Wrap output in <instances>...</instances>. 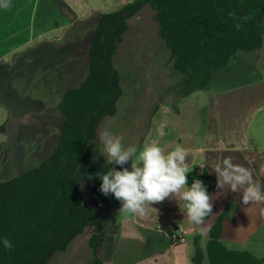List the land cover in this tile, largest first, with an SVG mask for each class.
I'll list each match as a JSON object with an SVG mask.
<instances>
[{
  "label": "crops",
  "instance_id": "obj_1",
  "mask_svg": "<svg viewBox=\"0 0 264 264\" xmlns=\"http://www.w3.org/2000/svg\"><path fill=\"white\" fill-rule=\"evenodd\" d=\"M129 1L131 0H38L31 8L29 0H6L8 6H0V18L8 14L14 21H18L15 32L29 30L28 26L23 29L25 25H21L28 15L38 13L40 20L38 28L31 31V35L26 36L13 49H20L22 53L7 70L17 67V59L28 52L25 47H31L32 51L41 48L55 54L52 62L57 65L51 66L52 76L55 70L61 69L60 64L65 65L66 62L67 67L63 65L62 71L67 68L72 73L68 76L71 80L75 77L73 64L76 63V55L75 51H70V46L74 47L80 41V36L76 35V31H69L75 30L81 23L91 26L87 37L90 60L91 32L94 34L102 15L119 9ZM65 6L69 8L71 17L63 10L66 9ZM155 14L152 6L146 4L129 20V29L115 55L123 93L117 101V113L102 120L97 142L99 143V133L107 130L113 135L122 136L125 147L135 145L137 150L143 147L147 138L150 144L156 143L162 147L165 154L179 145L187 152L188 171L194 167L199 170L206 167L215 173L225 158H231L233 163L242 165L251 172L253 184H259L264 189V143L259 139L256 143L252 134L253 124L260 113L264 112V43L259 50H238L225 67L213 73L206 88H198L190 81L187 73L176 70L172 51L159 34V22L155 19ZM12 19H9L10 24L8 22L10 26ZM50 19L53 20L51 25H45L41 21ZM152 31L156 37L154 40H151ZM12 53L13 51L1 53L0 61L11 62ZM27 67L25 65L24 69ZM65 78L66 76L63 80ZM84 82L71 86L68 81L64 85L62 96L64 97L68 88L81 86ZM203 97H206L205 101L202 100ZM62 100L60 97V106ZM262 117L264 118V114ZM63 121L64 117L62 125ZM59 141L60 137L53 141L54 145L47 148L48 155L45 158L53 153ZM99 145L104 154L103 145ZM104 157L108 164L105 155ZM108 165L110 168L116 167L115 163ZM25 171L27 170L20 171L19 174ZM11 177H3L0 181ZM216 184L210 193L213 213L205 219L202 226L190 223L174 198H166L163 202L149 206L143 217L128 215L121 218L120 224L105 223L108 233L98 249L103 264H194L195 243L193 239L188 241L187 236L201 235L205 249L212 225L225 210L227 214L223 219L222 240L237 237L236 224L243 225L246 230L245 224L261 219L264 199L245 205L242 200L243 188L232 192L227 186L220 189ZM81 196L85 203L82 192ZM180 203L183 205L184 202ZM95 216L105 221L96 214ZM126 220L133 222V229L139 233L138 236L122 233ZM202 227L206 229L203 234ZM93 231L91 228L89 232L85 230L66 249L56 251L45 264H89L93 258L90 245ZM248 231L250 233L251 229ZM172 233L183 236L185 241L174 244L171 240ZM208 261L210 264L209 257Z\"/></svg>",
  "mask_w": 264,
  "mask_h": 264
},
{
  "label": "trees",
  "instance_id": "obj_2",
  "mask_svg": "<svg viewBox=\"0 0 264 264\" xmlns=\"http://www.w3.org/2000/svg\"><path fill=\"white\" fill-rule=\"evenodd\" d=\"M146 4L156 11L159 34L172 51L176 70L187 73L198 88H206L238 50L263 46L264 0H131L104 13L92 37L87 78L64 93L57 148L39 166L0 181V264H45L88 227L94 230L89 264H103L98 249L107 227L83 202L80 184L88 179L100 200H106L101 175L110 167L97 142L98 128L118 111L123 86L115 55L130 18ZM195 179L203 180L209 193L215 188L216 174L206 167L188 171L189 186ZM226 214L212 225L205 249L202 236H195L194 264H204L205 254L210 264H264V256L222 241ZM5 239L12 247H4Z\"/></svg>",
  "mask_w": 264,
  "mask_h": 264
},
{
  "label": "rangeland",
  "instance_id": "obj_3",
  "mask_svg": "<svg viewBox=\"0 0 264 264\" xmlns=\"http://www.w3.org/2000/svg\"><path fill=\"white\" fill-rule=\"evenodd\" d=\"M37 2L38 0H29V6L33 8ZM35 14L28 15L27 20L22 22L21 25H25L23 29L28 26L29 30H21L20 33L15 32L18 21H14L11 15L5 14L0 18V54L13 51L11 62L0 61V179L39 166L48 158H45L48 155L47 148L54 145L53 141L59 140L60 137L63 115L59 99L60 97L63 99L64 85L68 81L71 86L80 85L88 74L89 46L87 37L91 26L83 23L78 24L80 26H77L75 30L69 31V33L76 31V35L80 36V41L76 42L74 47L70 46V51H75L76 55V63L73 64L75 77H72L71 80L68 76L72 73H69L67 68L62 71L64 63L60 64L61 69L55 70L54 76H52L51 66L56 67L57 65L52 62L55 54L43 51L41 48L32 51L31 47H25L24 49L28 52L17 59V67L7 70L13 64L14 59L22 53H20V49L15 51L13 49L26 36L29 37L31 31L38 28L39 14ZM8 18L13 20L11 26ZM41 21L45 25L53 23L52 19ZM91 33L93 35V32ZM154 39L156 37L153 33L151 40ZM25 65L28 67L24 69ZM64 66L67 67L66 62ZM44 72H48V74L46 75ZM64 76L66 78L63 80ZM203 98L202 100L205 101L206 97ZM263 114L264 112L260 113L252 126V134L256 143L258 139L264 143ZM146 141L143 147L150 144L148 138ZM143 147L137 150V154ZM123 167H128L131 170V163L123 166L116 164L115 168L122 170ZM81 189L85 203L90 204L95 214L105 220L103 222L121 223L123 216L118 213V210L121 208L122 202L116 199L114 194L106 195L107 202H105L106 200L101 201L88 179L81 182ZM261 216V219L258 218L252 224H245L246 230L243 225L236 224L237 237L222 241L229 248L249 249L258 256H264V205ZM249 228L251 229L250 233ZM86 230L89 232L90 228L88 227ZM187 237L188 241L195 238L192 235ZM205 264H209L207 254H205Z\"/></svg>",
  "mask_w": 264,
  "mask_h": 264
},
{
  "label": "clouds",
  "instance_id": "obj_4",
  "mask_svg": "<svg viewBox=\"0 0 264 264\" xmlns=\"http://www.w3.org/2000/svg\"><path fill=\"white\" fill-rule=\"evenodd\" d=\"M0 6L7 7L6 0H0ZM230 15L235 16L234 13ZM251 17H244L245 20ZM238 19V18H237ZM237 28L241 25L238 23ZM123 137L113 135L107 130L99 133V143L103 145L108 164L126 165L131 160V170L123 167L109 169L101 175L100 190L105 195L114 194L122 202L118 213L122 216H145L148 207L163 202L166 198L176 199L190 223L203 225L205 218L213 213L212 196L203 180L195 179L189 186L187 152L177 145L172 151H165L156 143L147 144L137 154V147L122 143ZM217 188L226 186L232 192L244 189L243 203L258 202L264 199V189L253 184L251 172L242 165L235 164L231 158H225L222 166L215 170ZM183 201V205H181ZM206 229L201 228V234ZM4 247H12L5 239Z\"/></svg>",
  "mask_w": 264,
  "mask_h": 264
},
{
  "label": "water",
  "instance_id": "obj_5",
  "mask_svg": "<svg viewBox=\"0 0 264 264\" xmlns=\"http://www.w3.org/2000/svg\"><path fill=\"white\" fill-rule=\"evenodd\" d=\"M66 9H63L70 17L72 15L69 14V8H67L65 6ZM132 221L131 220H126L124 223H123V227H122V233L124 235H128V236H138L139 233H137V231L135 229H133V226H132Z\"/></svg>",
  "mask_w": 264,
  "mask_h": 264
},
{
  "label": "built area",
  "instance_id": "obj_6",
  "mask_svg": "<svg viewBox=\"0 0 264 264\" xmlns=\"http://www.w3.org/2000/svg\"><path fill=\"white\" fill-rule=\"evenodd\" d=\"M171 240L173 241L174 244H179L183 241H185V238L183 236H179L176 233L171 234Z\"/></svg>",
  "mask_w": 264,
  "mask_h": 264
},
{
  "label": "bare ground",
  "instance_id": "obj_7",
  "mask_svg": "<svg viewBox=\"0 0 264 264\" xmlns=\"http://www.w3.org/2000/svg\"><path fill=\"white\" fill-rule=\"evenodd\" d=\"M88 33V32H87Z\"/></svg>",
  "mask_w": 264,
  "mask_h": 264
}]
</instances>
